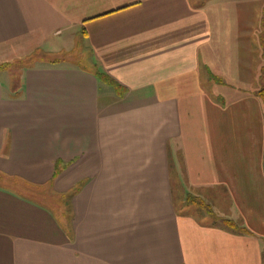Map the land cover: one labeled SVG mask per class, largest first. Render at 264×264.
I'll return each instance as SVG.
<instances>
[{"label":"crops","instance_id":"obj_1","mask_svg":"<svg viewBox=\"0 0 264 264\" xmlns=\"http://www.w3.org/2000/svg\"><path fill=\"white\" fill-rule=\"evenodd\" d=\"M263 21L264 0H0V66L33 62L18 96L0 82V264H263ZM207 203L250 235L187 211Z\"/></svg>","mask_w":264,"mask_h":264},{"label":"rangeland","instance_id":"obj_2","mask_svg":"<svg viewBox=\"0 0 264 264\" xmlns=\"http://www.w3.org/2000/svg\"><path fill=\"white\" fill-rule=\"evenodd\" d=\"M262 25H263V28H262L261 37L263 36L262 39L264 42V21H263ZM32 48H34V46H32ZM263 50H264V43H263ZM32 63L33 62L29 61V59H27V57H26V58L18 61L16 64L15 63L11 64V62L4 64L3 66H4L5 70L3 72H0V82H2L3 84H6L8 86L10 85L9 87H11V88L14 85H16V87L18 88V85L20 84V81H21L20 75H21L22 71L25 68L32 66L33 65ZM263 64H264V57H263ZM263 83H264V72H263ZM206 206H208V207H206ZM206 206L200 207V213H197L194 210H187V211L189 213L193 214L194 216H196L197 218H199V220L202 223L215 224L218 226L221 225L220 221H221L222 217L220 216V214H218V212L220 210L218 209L217 205H212L210 203H207ZM195 207L197 208V210H199L197 206H195ZM210 209L212 210V212L210 211ZM184 211H185V209H184Z\"/></svg>","mask_w":264,"mask_h":264},{"label":"trees","instance_id":"obj_3","mask_svg":"<svg viewBox=\"0 0 264 264\" xmlns=\"http://www.w3.org/2000/svg\"><path fill=\"white\" fill-rule=\"evenodd\" d=\"M4 69V66H0V71H2V69ZM16 85H14L12 87V90L13 92L15 93L16 96H18V88L16 89ZM16 89V90H15ZM258 96L261 97L262 101H263V104H264V84L262 86V88L258 91ZM57 171L56 170V174H57ZM220 226L223 227L224 229L228 230V231H231V232H234L236 234H240V235H250V232L242 227L241 225L237 224L236 222L234 221H230V220H226V219H221L220 221ZM263 264H264V253H263Z\"/></svg>","mask_w":264,"mask_h":264}]
</instances>
